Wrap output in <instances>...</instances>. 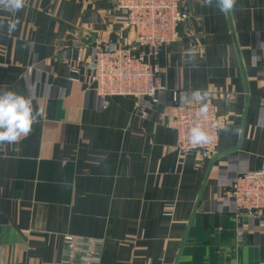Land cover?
<instances>
[{
	"label": "crops",
	"instance_id": "obj_1",
	"mask_svg": "<svg viewBox=\"0 0 264 264\" xmlns=\"http://www.w3.org/2000/svg\"><path fill=\"white\" fill-rule=\"evenodd\" d=\"M180 11L158 55L166 90L138 101L145 117L133 98L103 107L93 91L101 49L139 53L111 0H26L17 29H0V88L42 113L0 144V264H65L67 235L97 241L98 264H264V212L230 196L237 177L264 170V0L230 14L180 0ZM195 89L216 94L210 159L178 150L167 117L172 92Z\"/></svg>",
	"mask_w": 264,
	"mask_h": 264
},
{
	"label": "built area",
	"instance_id": "obj_2",
	"mask_svg": "<svg viewBox=\"0 0 264 264\" xmlns=\"http://www.w3.org/2000/svg\"><path fill=\"white\" fill-rule=\"evenodd\" d=\"M121 13L124 26L135 35L139 53L134 55L128 47L106 46L90 64L91 82L94 93L106 107L111 97H130L137 101V113L146 112L138 101L152 100L166 89L161 86V68L158 55L161 47L178 39L181 23L186 19L180 11V0H111ZM192 92V91H191ZM185 90H176L171 95V112L167 117L177 132V149L186 154H197L204 158L213 157L219 143L220 118L215 109L214 92H208L209 112L206 117L198 115L200 105L190 98ZM232 96L225 97V100ZM197 122L209 133L211 139L203 145H192L190 129ZM238 211L250 216L264 212V170L259 173L240 175L230 189ZM65 264H98L99 243L67 235Z\"/></svg>",
	"mask_w": 264,
	"mask_h": 264
},
{
	"label": "clouds",
	"instance_id": "obj_3",
	"mask_svg": "<svg viewBox=\"0 0 264 264\" xmlns=\"http://www.w3.org/2000/svg\"><path fill=\"white\" fill-rule=\"evenodd\" d=\"M26 0H0V12L10 13L6 20L0 17V29L11 33L20 23L16 13L25 7ZM202 6L215 7L222 14H230L237 7L238 0H201ZM190 98L200 105L198 115L206 117L209 112L207 102L208 92L195 89L190 93ZM41 111L34 107L33 98L12 90L0 88V144H16L22 137L32 131V127L39 121ZM241 129H236L237 134ZM211 139L209 133L197 122L190 129V142L192 145H203Z\"/></svg>",
	"mask_w": 264,
	"mask_h": 264
}]
</instances>
